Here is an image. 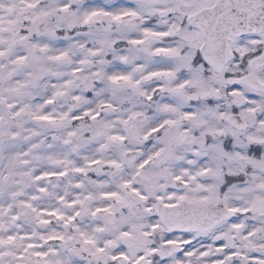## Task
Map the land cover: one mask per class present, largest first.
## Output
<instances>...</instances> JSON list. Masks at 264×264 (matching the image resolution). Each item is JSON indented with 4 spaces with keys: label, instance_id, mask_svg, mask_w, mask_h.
<instances>
[{
    "label": "snow or ice",
    "instance_id": "obj_1",
    "mask_svg": "<svg viewBox=\"0 0 264 264\" xmlns=\"http://www.w3.org/2000/svg\"><path fill=\"white\" fill-rule=\"evenodd\" d=\"M0 264H264V0H0Z\"/></svg>",
    "mask_w": 264,
    "mask_h": 264
}]
</instances>
